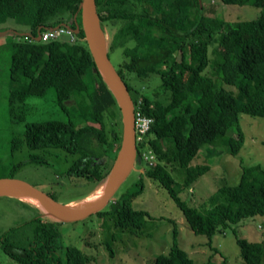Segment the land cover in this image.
Instances as JSON below:
<instances>
[{
  "label": "trees",
  "instance_id": "1",
  "mask_svg": "<svg viewBox=\"0 0 264 264\" xmlns=\"http://www.w3.org/2000/svg\"><path fill=\"white\" fill-rule=\"evenodd\" d=\"M218 1L225 6H253L261 13L254 20L226 22L204 16L199 0H95L100 28L110 35L107 55L122 49L123 61L117 73L133 105L140 102L141 113L153 119L145 139L136 146L137 155L141 154L139 147L149 146L158 163H172L184 172L177 187L160 164L147 167L143 174L167 192L191 232L206 238L210 248L216 234L247 218L263 219L264 239L262 167L241 166L238 182L219 188L201 210L189 207L178 196V191L189 188L209 170L207 165H190L202 147L221 146L225 154L237 156L243 145L238 116L264 119V0ZM79 2L0 0V32L8 31L3 26L12 21L25 27L24 32L29 34L20 36L17 31H10L14 40L8 44L7 106L11 121H24L25 100L41 97L52 88L65 120L24 125V145L30 151L42 152L41 156L30 154L29 162L44 164L47 151L59 149L73 157L67 176L101 185L121 142L117 102L81 42V30L73 42L34 40L40 28L62 24L74 28ZM76 20L80 24L79 13ZM129 42L132 45L127 46ZM129 75L140 81L156 75L160 85L152 95L142 94L126 82ZM252 81H256L253 86ZM222 85L234 87L236 93L224 90ZM164 93H169L167 104L159 100ZM22 146L15 139L10 151ZM135 188V192L121 194L106 206L108 210L95 215L114 216L116 228L140 230L145 218H150L147 212L132 207L144 189L142 178ZM20 201L33 208L35 214L0 236V252L10 260L16 264H88L93 259L73 246L60 247L61 222ZM169 222L172 243L168 252L155 256L149 264H195L179 246L176 223ZM232 233L242 264H261L263 244Z\"/></svg>",
  "mask_w": 264,
  "mask_h": 264
},
{
  "label": "rangeland",
  "instance_id": "2",
  "mask_svg": "<svg viewBox=\"0 0 264 264\" xmlns=\"http://www.w3.org/2000/svg\"><path fill=\"white\" fill-rule=\"evenodd\" d=\"M200 3L204 16L219 17L226 22L254 20L261 13L259 9L249 5L225 6L218 0H200ZM140 25L144 23L141 22ZM3 27L8 28V31L0 32V43L2 44L14 40L10 31L23 33L26 30L25 27L12 21H7ZM109 39L110 35L105 32L106 46H108ZM81 42L86 45L84 39ZM130 45L132 44L129 42L127 46ZM219 52L222 53V50L219 49ZM9 60L8 46L0 47V178L12 175L14 179L24 181L46 194H51L60 204L69 205L80 202L90 196L100 185H94L81 177L66 175V170L73 160L72 156L66 155L59 149H50V152L47 151L48 155L44 157V164L29 162L30 154L41 156L42 152L30 151L26 148L23 141L24 125L49 120L64 121L65 114L55 103L54 90L49 88L43 96L28 97L25 100L24 121L18 123L11 121L7 106L10 88ZM109 60L117 71L123 61L122 49L110 53ZM126 80L136 90L147 95H152L160 85L159 77L156 75L143 81L136 79L134 75H129V77L126 76ZM255 83L256 81H252L250 84L253 86ZM222 87L226 91L236 93L234 87L227 85H222ZM159 100L167 104L169 93L162 94ZM238 126L243 136V145L237 156L225 154L221 146H204L191 161V166L207 165L209 170L189 188L178 191L180 199L189 207L201 210L207 205V199L219 188L235 185L240 176L241 166L258 165L264 169V146L262 145L264 119L240 114ZM15 139L20 140L23 146L18 150L10 151ZM148 151H151L149 146L145 149L139 147V153L143 152L149 156ZM150 155L153 156L152 165L148 166L144 161L136 162L134 169L110 200L114 202L121 194L135 192L137 189L135 184L142 178L144 189L132 202L133 209L145 211L150 216V218H145L142 228L140 230L119 229L114 225L116 220L114 216L108 215L101 218L91 215L83 221L60 223L58 238L60 247L73 246L79 249L93 258L88 264H149L155 256L168 252L172 243V224L169 221H173L179 230L180 248L195 264H242L233 231L237 237L263 244L261 264H264L262 218L244 219L225 232L216 234L212 238L210 248L206 238L195 236L191 232L167 192L143 174L147 167L160 164L170 174L177 187L182 182L184 172L172 163L167 165L164 162L158 163L153 152ZM25 203L30 204L27 201ZM34 214L33 208L23 204L17 198L0 196V236L7 230L29 220ZM0 264L16 263L0 252Z\"/></svg>",
  "mask_w": 264,
  "mask_h": 264
},
{
  "label": "water",
  "instance_id": "3",
  "mask_svg": "<svg viewBox=\"0 0 264 264\" xmlns=\"http://www.w3.org/2000/svg\"><path fill=\"white\" fill-rule=\"evenodd\" d=\"M77 13L80 15V24L76 20ZM92 18L95 20L94 25L103 37V46L99 45L91 34L90 21ZM73 20V29L67 24H62L61 26L71 29L76 35L80 30L82 31L90 56L120 109L122 124L121 142L112 167L104 181L107 185L102 195L93 202L66 205L56 202L48 194L24 181L14 178H0V196L13 197L20 200V197H24L46 208L48 210L46 213L39 210L49 218L61 223L83 221L91 215L102 211L110 203L111 198L120 185L134 169V164L140 161L134 139V105L125 83L112 66L107 55L104 32L101 30L95 14V0H80ZM40 29L45 30V28ZM40 29H38L37 36L34 38L35 41L40 40ZM19 34L20 36H29L26 32ZM126 154L127 159L125 157Z\"/></svg>",
  "mask_w": 264,
  "mask_h": 264
},
{
  "label": "built area",
  "instance_id": "4",
  "mask_svg": "<svg viewBox=\"0 0 264 264\" xmlns=\"http://www.w3.org/2000/svg\"><path fill=\"white\" fill-rule=\"evenodd\" d=\"M74 35L75 34L71 29L62 26H56L55 28H47L43 30V32L40 33V40L37 42H73ZM139 104L140 102H138V105H136V107L134 106V139L136 144L141 143L143 139H145V135L150 129V126L153 122L152 118L147 117L141 113ZM150 153L151 152L148 151L149 156H147L143 152L140 154V159H142L144 162H147L148 166L152 165L151 160H153V156L150 155Z\"/></svg>",
  "mask_w": 264,
  "mask_h": 264
},
{
  "label": "bare ground",
  "instance_id": "5",
  "mask_svg": "<svg viewBox=\"0 0 264 264\" xmlns=\"http://www.w3.org/2000/svg\"><path fill=\"white\" fill-rule=\"evenodd\" d=\"M94 23H95V20L92 18L90 21L91 34L93 35L94 39L99 43V45L103 46V37L101 36L100 32L97 30ZM125 157L127 159V154L125 155ZM106 185H107L106 182L102 183L98 188H96V190L92 194H90V196L86 197V199L83 201L77 202V204L85 203V202L89 203V202L95 201L96 199H98L102 195ZM20 198L24 201L30 202V204L32 203L33 205H35V207L37 206V208L40 209L42 212H45V213L48 212V210L46 208L42 207L41 205L34 203L30 200H27L24 197H20Z\"/></svg>",
  "mask_w": 264,
  "mask_h": 264
},
{
  "label": "clouds",
  "instance_id": "6",
  "mask_svg": "<svg viewBox=\"0 0 264 264\" xmlns=\"http://www.w3.org/2000/svg\"><path fill=\"white\" fill-rule=\"evenodd\" d=\"M69 25V24H68ZM59 26H61V25H59ZM70 27V26H69ZM71 29H73L72 27H70ZM17 33V32H16ZM24 33V32H23ZM27 33V32H26ZM136 144V143H135ZM136 146H137V144H136ZM151 152V151H150ZM139 157V162H141V161H143L142 159H140V156H138ZM88 197V196H87ZM86 199V198H85ZM85 199H83V200H85ZM82 201V200H81Z\"/></svg>",
  "mask_w": 264,
  "mask_h": 264
},
{
  "label": "crops",
  "instance_id": "7",
  "mask_svg": "<svg viewBox=\"0 0 264 264\" xmlns=\"http://www.w3.org/2000/svg\"><path fill=\"white\" fill-rule=\"evenodd\" d=\"M15 32V31H14ZM13 39V38H12ZM8 42L7 43H4V44H2V43H0V47H2V46H8Z\"/></svg>",
  "mask_w": 264,
  "mask_h": 264
},
{
  "label": "flooded vegetation",
  "instance_id": "8",
  "mask_svg": "<svg viewBox=\"0 0 264 264\" xmlns=\"http://www.w3.org/2000/svg\"><path fill=\"white\" fill-rule=\"evenodd\" d=\"M107 33V31H105Z\"/></svg>",
  "mask_w": 264,
  "mask_h": 264
}]
</instances>
